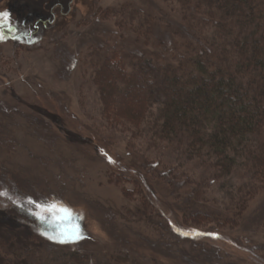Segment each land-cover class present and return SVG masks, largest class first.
Masks as SVG:
<instances>
[{
  "label": "rangeland",
  "instance_id": "1",
  "mask_svg": "<svg viewBox=\"0 0 264 264\" xmlns=\"http://www.w3.org/2000/svg\"><path fill=\"white\" fill-rule=\"evenodd\" d=\"M185 1L0 0V264H264V177L217 178L103 108L98 67L161 52Z\"/></svg>",
  "mask_w": 264,
  "mask_h": 264
},
{
  "label": "trees",
  "instance_id": "2",
  "mask_svg": "<svg viewBox=\"0 0 264 264\" xmlns=\"http://www.w3.org/2000/svg\"><path fill=\"white\" fill-rule=\"evenodd\" d=\"M184 6L183 21L158 40L161 52H135L126 61L116 55L98 67L105 114L137 132L145 123L151 138L209 164L217 178L236 167L250 179L263 178L264 0H187ZM173 36L180 40L170 51L166 38L173 42ZM186 203L191 216L198 212ZM82 257L57 263L89 264ZM108 257L99 264L127 262Z\"/></svg>",
  "mask_w": 264,
  "mask_h": 264
},
{
  "label": "snow or ice",
  "instance_id": "3",
  "mask_svg": "<svg viewBox=\"0 0 264 264\" xmlns=\"http://www.w3.org/2000/svg\"><path fill=\"white\" fill-rule=\"evenodd\" d=\"M0 20L7 21L8 14L7 13H0ZM63 238L59 239L60 243H66L80 238L79 229L78 227H73L70 231H66L65 233L61 234ZM50 239H56L55 237H50Z\"/></svg>",
  "mask_w": 264,
  "mask_h": 264
}]
</instances>
